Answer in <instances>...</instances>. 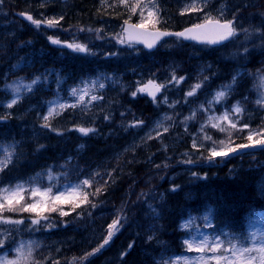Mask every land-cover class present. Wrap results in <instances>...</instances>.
I'll return each instance as SVG.
<instances>
[{"label": "rangeland", "instance_id": "1", "mask_svg": "<svg viewBox=\"0 0 264 264\" xmlns=\"http://www.w3.org/2000/svg\"><path fill=\"white\" fill-rule=\"evenodd\" d=\"M6 1H15V0H6ZM48 1V2H47ZM92 4L96 3L97 7H103L105 5L114 6L116 3H119V0H91ZM24 4H27L28 7L33 8L36 11H32L33 15L37 17V19L41 22L40 28L42 33L47 35V39L51 36L58 35L60 33L56 29V26H65V24L70 23V21H66L65 16L66 12L73 11V2L68 0H23ZM135 0H128V4L131 5ZM147 0H145V3ZM169 4H167V3ZM191 0H157V6L160 10V17L162 20V24L170 23V15L175 13L177 16L183 17L189 23H193L200 19V16L203 11H207V7L211 4L212 10L214 12L209 11L213 14L214 17L223 18L226 15H229L232 11L231 6L233 4H229L226 2H217L216 0H197L199 11L185 12L184 15H181V11L185 8L186 3H190ZM4 4V3H2ZM5 5V4H4ZM151 7V5H149ZM121 8L127 14H130L128 11V7L122 5ZM8 13V14H7ZM137 14V23L140 21L139 9L135 13ZM147 13L145 12V15ZM32 15V17H33ZM132 15V14H130ZM62 17V19H61ZM54 19L58 20V23L55 27H47L44 24L45 20ZM160 23V24H161ZM159 24V25H160ZM12 22L10 20V14L5 10V7L0 6V42H2L4 38V31L6 28L12 27ZM6 27V28H5ZM95 29H100L101 34H104L103 37L98 34L97 43H93L89 41L88 36L85 32H80L76 37V43L81 41L84 46H88V53L92 55L95 60H99L102 57L108 58L111 53H113V45L115 48L120 49L122 51L129 50L133 51V46L129 47L128 45L125 47L123 44L117 43V40H114V37L117 36L121 32L122 25L114 22L112 20H98L96 24H94ZM73 28L69 30L72 32ZM75 39V38H74ZM112 39V43L109 42ZM107 41V42H106ZM172 42L176 40H171ZM79 44V43H78ZM83 45V44H81ZM116 49V50H117ZM161 49L163 51L169 49V44L163 43L161 45ZM161 49H158L157 53L148 56L147 61H149L152 65L153 57L161 54ZM170 50V49H169ZM162 51V52H163ZM232 51H234L232 49ZM201 50H194L191 48H186L187 58L193 62L191 67L185 64L184 68L179 64H173L168 60V62L172 63L167 66V69L163 72H159L151 74L148 70L147 75L141 72H136L135 83H134V92H136L137 87L143 86L146 84L149 79H153L155 81L160 82L166 87L163 88V94H161L157 98L158 105H163V109L147 123L145 127L137 122L135 119H125L122 118V121L116 118H111L112 127L108 129L105 133L107 136H115L117 137L118 131L120 133L127 135V143L125 149H132V147L136 146H145L142 143H145L148 148L154 147V149L150 150V155H148V159H144L146 169L144 173L147 176H151L152 174L155 177L159 178L162 174L163 169L164 175L162 179L166 178L169 180L172 172H175L177 168H182L181 171L176 172L173 175V178L178 176L179 173H186V169L191 165L187 163L189 159H180L178 158L180 155H184V157H189L191 153H199L200 150L204 152V154L209 155V152L212 149L219 150L221 147H236V145H232L230 139L233 137H237L240 140V144L247 143V136L250 130L241 123L242 113L239 115L232 112L233 105L239 102L241 107L242 99L246 98V93L252 91L253 95L257 101L258 98L264 94V83H262V77H264V71H257L255 73V77L253 78L251 85H249L247 90L243 91V95L234 98L228 105L226 104V99H229V96L232 91L235 90L236 86L231 81L233 77H236V80L239 77H243L245 71L242 68L232 70L231 77L229 82L226 85H232L231 89L228 91L226 99L221 103H213L211 105L208 104L209 101H212L215 97V94L222 90L221 87L212 88L210 90L204 89L205 86H202V80H207L209 75L207 74L212 66L210 63L203 59L200 54ZM38 55V54H37ZM207 55V54H206ZM236 57V53L233 54ZM233 56V57H234ZM0 60L4 61V45H0ZM1 63V62H0ZM33 65V55L25 56L20 58L17 61L11 62L5 69L2 70V84L0 83V91L2 96H0V115L4 117L14 118L15 122L13 125L9 126L4 133L0 135V144L8 145L9 147L15 148V157L13 163L18 161L21 157L27 154L24 150L29 148V145L33 147L40 144L41 141L46 139L50 133H54L56 135L52 138V143L54 147L60 145L62 142L67 140V136L65 133H74L77 127H87L92 122L103 120L105 121V116L112 117L115 112L121 111L118 103L119 95L122 94L124 86L121 84L119 79V75L116 76L111 72H108L107 69L104 68H93V71L87 73L80 77H72L70 73L64 74L55 80L56 77L44 74L45 82L43 81V76H38V73L33 74L34 72L27 71V69L31 68ZM102 64H100L101 66ZM1 72V73H2ZM175 75L177 78L183 77L184 79L180 81L179 84H176L175 81L172 80V76ZM37 77L40 78V81L44 82L46 85H50L54 81V92L52 96H47L46 94H40L39 96H34L36 87L38 85L32 84V81ZM140 82V84H138ZM103 83L105 85L104 88H100L99 85ZM184 83H188V88L183 86ZM200 83L201 87L196 90V94L194 96H187V92L192 90V86ZM27 85L32 86V90L28 91L25 87ZM191 85V86H190ZM225 86V85H224ZM20 87L18 102L13 105L12 108H8L6 105L13 98L12 89ZM47 87V86H46ZM46 87L43 86L41 88V92L45 93L47 91ZM49 87V86H48ZM73 87L77 88H85L88 89V95L85 96V104L78 105L75 109L67 108L65 110H59L61 114L53 118L50 123L52 126L57 129L61 134H57V131L49 130L48 128H42L41 124L44 122L42 117L47 114L49 102H60V103H76V99L69 95L71 89ZM53 88V87H52ZM183 88V90H182ZM52 90V89H51ZM182 91V93L180 92ZM138 94V93H137ZM96 95L100 97L97 101H91V96ZM164 96H167V103H163ZM36 97V98H33ZM175 105L174 107H170L169 105ZM259 110L264 111V107H261L256 103L255 105ZM228 113L229 120L220 119L224 113ZM170 117V119H168ZM120 118V117H118ZM231 122H237V129L243 128L245 133H241L242 131L234 130L230 127ZM137 125V126H132ZM248 129V130H247ZM49 131V132H48ZM79 136H82L80 132H78ZM85 136V135H83ZM243 139H246L244 141ZM220 141H225L224 145L220 144ZM188 144L187 151L179 150L183 144ZM155 144V145H154ZM189 147L191 150H189ZM84 148L83 144L78 145L76 147L77 151H82ZM185 148V147H184ZM200 149V150H198ZM249 149L248 147L245 148ZM194 151V152H193ZM55 157L59 158V154L54 148ZM113 152V151H112ZM123 152V151H122ZM120 152V153H122ZM238 152H242L241 149ZM161 153V154H160ZM230 154V153H229ZM3 155V152L0 151V156ZM119 155V154H118ZM118 155L113 152V157L108 160H115ZM175 156L177 161H173L172 157ZM182 157V156H181ZM66 161H70L69 158H63L59 160L58 164H63ZM173 162L182 163L178 167L173 165ZM131 162V161H130ZM109 162L99 164L95 169H92L90 172L85 173L81 177H77L76 180L64 181L67 177V173H64L59 170V168H53L52 165H47L43 170L37 171L33 174L19 177L13 179L10 183L3 184L1 187L6 186H15L17 183H22L26 188L38 187L40 190H44L49 186H52L51 195H59L60 191H63L69 185L80 184L83 181V178L93 175L98 177V180L103 178H108V176L113 177V173L110 171L107 172L104 167L108 166ZM125 163L122 166H118L116 164H111L110 169L116 170L117 173H121V170L124 169ZM12 165V164H11ZM201 165V164H199ZM107 167V168H109ZM117 167V168H116ZM116 168V169H115ZM99 169L102 171H99ZM49 170L51 171V179H49ZM39 174V176H37ZM170 174V175H169ZM145 175V176H146ZM169 175V177H168ZM83 177V178H82ZM256 188L258 194L264 198V185L262 181L255 180ZM191 185V184H187ZM192 186V185H191ZM158 191L156 190V193ZM30 196V193H28ZM153 199H147L143 202L141 198L137 199V203L134 205L135 208H139L143 205V208L139 214V218L137 219L136 226L138 230L142 229L144 235L148 234V239L154 241L155 244L161 245L162 251L159 257H157V261H161V264H183V257H195L199 255V253L195 251L189 252L185 245V239H191L192 237H196V242L198 243L200 238L208 237L209 241L212 242L213 238L215 240H219L221 242L222 248L229 249L227 252H224L223 255L228 260H222L221 264H238V257H240V249L242 246H246L253 251L249 253H244L243 258L255 257L254 264H260V257L264 255V253H260L258 250L261 247H264V218L261 214H257L250 220L249 229L246 236L233 235V234H225L218 235L210 231L212 226V217L211 212L209 210L201 212L199 215L191 216L184 222H181L179 225L180 230L186 233L185 238L183 239L181 245L182 248L187 251L184 255H174L168 256L171 254L167 253L166 245H169L168 242H165L162 239V231H163V223L162 219L164 217L163 209L166 208V205L163 206L164 194L158 193L151 196ZM39 200L40 197L37 196L35 198ZM33 200L29 199L28 203H32ZM51 203V202H48ZM129 206L132 207V204ZM41 209H38L40 211ZM142 217V220H140ZM100 216L98 217V219ZM207 218V219H205ZM113 219L114 215H113ZM191 221V223H189ZM93 220L89 219L86 222H83L85 234H83L85 243L94 242L93 240L99 239L100 233L103 232L100 225L96 229L92 227ZM111 223V222H110ZM182 224H189L188 227L182 228ZM17 226L14 225H0V229H11L10 239L6 241L4 247H7V250L4 251V247L0 248V253L7 252L8 255L6 259L12 260L15 259L16 253L14 249L18 247L20 244L27 246L32 244L34 248V241L31 239L25 231L22 229L21 231H15ZM20 228V227H19ZM21 229V228H20ZM3 236H0V239H3ZM231 241V245H236L237 251L234 254L231 251V245L228 243ZM147 243V239L145 240ZM9 245V247H8ZM61 247V246H60ZM3 249V250H1ZM59 247L56 249L58 251ZM11 251V253H10ZM33 251V253H34ZM163 255H167L168 257H164ZM163 256V257H162Z\"/></svg>", "mask_w": 264, "mask_h": 264}, {"label": "trees", "instance_id": "2", "mask_svg": "<svg viewBox=\"0 0 264 264\" xmlns=\"http://www.w3.org/2000/svg\"><path fill=\"white\" fill-rule=\"evenodd\" d=\"M68 1L73 2V8L71 9L81 15V20L78 22L67 23L70 25V28L74 29L71 33L74 34L75 37L79 35L81 29H84L82 32H85L89 41L93 43L98 42L97 37L98 34H100H96L97 29L94 28V24H96L98 20L104 19L122 23L125 19L129 18V15L125 11H117L108 4L103 7H97L96 3L92 4L91 0ZM4 7L10 14V20L13 26L11 29L5 27L4 41L0 42V45H4V63L2 62L0 67L3 64L5 67L9 59H14L15 61L28 53H34L35 56L38 54V60L35 61L34 68L27 69V71L38 73V75L43 76L44 82V74H51L53 77L60 74L63 75L64 73H58L56 69H60L68 62H73V64H75L76 70L72 72L74 76L85 75L93 71V60L91 56L86 57L89 61L87 69L80 68L79 66L81 64L78 63V56L72 55V52L64 55L55 53L45 42V39L39 36L37 28L32 29L30 27L31 22H26L14 14L18 13V15H23L24 12H26V14L32 16L33 8L28 7L27 4H21L20 0L5 2ZM171 16H173V18ZM176 16L175 13L170 15L171 19L169 25L182 27V24L185 23V19L182 18L180 21L181 24H178V18ZM130 20H135V16H131ZM89 29H91V31H89ZM100 35L105 39L102 34ZM66 36L67 35H62V39H65ZM69 38L68 36V39ZM111 41L112 39L109 42ZM113 57L114 58L102 60V65L111 61L119 65L120 60L123 59L129 62L131 67L132 63L134 66L141 64L143 70H151L146 69L149 64L143 58V54L132 56L129 54V51H126V54L122 53L120 56H116L115 53ZM141 58L145 60V63ZM239 65L243 64L239 63ZM1 72L2 69H0V83L2 76ZM51 86L52 83H50V87ZM40 90L41 88L39 87L36 90V94L39 95ZM49 94H51L50 89L47 90V95ZM123 94H125V92ZM117 101L121 111H118L116 114L120 116L121 119L125 118L130 120L133 118L140 124L148 122L146 111L153 105L145 103L144 97L136 95L132 99L130 97L121 96ZM139 104H145L147 107H144L143 110H146L140 114L133 113L136 110V106ZM115 116L116 115H113L110 119L115 118ZM2 117L4 116L0 115V135L9 129V126L13 125L15 122L14 119H4ZM255 118L256 117H254L251 122V126L258 127L259 125L255 121ZM110 119L96 121L87 126L94 128L96 131L92 133V136H89V133L88 137L85 139L77 137L74 133H69L66 135V141L54 147L52 138L56 135L50 133V135L37 146L33 147L29 145V148L24 150L27 152L25 157L21 158L1 173L0 182L9 180L12 177L31 174L44 168L47 164H55V162L60 159L54 156V148L57 149L61 147L63 148V152H67V149L70 151L72 146L84 141L85 149L83 152L85 153L91 150L94 148L95 144L101 142L104 131L113 128ZM262 127H264V125ZM121 136L127 137L126 134L118 131L117 137L109 136L107 139L113 141L112 138L115 140ZM254 152L255 154L250 157L243 155H228L223 158L216 157L211 162L207 159L208 155H203L201 158L205 159H196L198 166L195 170L181 176L186 181L185 185L173 182L169 188H167L165 184L166 178L163 180L162 177L157 178L154 174L147 176L146 173H144L146 170L144 166H133L131 169H122L121 173H117L116 170L114 171L108 168V170L114 174L113 177L109 176L108 178H103L99 183L94 182L89 185L88 188L84 189V192L88 193L87 203H81L80 207L76 208L75 211L72 210L69 215L64 217L58 215L57 212L46 213L45 211L43 213L44 216L49 217V221L53 222V227L51 232L41 229L38 236L44 238V242H46L50 248L58 242L63 246L62 250L65 253L64 257L62 256L57 259L55 257L57 252L53 248L50 251V255H53V257H48V254L41 252L38 259L39 264H67V260L71 258H74L76 261L69 264H80L81 261H87V259H89L88 264H95L104 256H107V260L114 256L118 264H142V262H144V264H152L153 254H151V249L141 252L135 240V234L139 231L136 222L143 207L140 206L139 208H135L134 205L137 203L138 198L142 200L150 192L155 190L158 192L164 191L166 193V201L164 202L166 208H163V237L164 240L169 243V246L166 245V249L168 250H176V248H178V234L176 233L178 222L190 214L201 212L208 206H211L214 210V220L219 230L244 233L247 223L252 216L256 213L264 214V199L260 197L255 187V179L257 174H259L256 165L259 161H262V155L264 153L262 150L258 149ZM67 156L68 155L65 154L63 157ZM197 157L199 156L193 154L191 158ZM172 163L176 166V163ZM67 165L73 173L91 169L81 162L80 157H75L73 160L71 159L70 164ZM160 169L164 175L163 169ZM193 172L197 173V177L192 176ZM198 177H204V179ZM188 183L192 186H187ZM96 188H100L101 192L97 193ZM173 189L176 190L173 191ZM114 194H116L115 198L113 197ZM92 204H96L97 206L93 208ZM130 204H132V207L129 206ZM67 209L70 208L67 207ZM98 209L104 211L106 215H116V211L118 210L121 214V218H126L121 219V230L111 239L109 244L103 248L99 247L100 239L90 246H86L83 234L76 229V224L74 223L76 219H73L75 212H79V214L83 215L86 212H95ZM4 214H6V216L10 215L13 219H23L25 221L32 216L30 212H4ZM105 221L106 216L104 217V222ZM97 249H99V251H96ZM113 249L116 251H113Z\"/></svg>", "mask_w": 264, "mask_h": 264}, {"label": "snow or ice", "instance_id": "3", "mask_svg": "<svg viewBox=\"0 0 264 264\" xmlns=\"http://www.w3.org/2000/svg\"><path fill=\"white\" fill-rule=\"evenodd\" d=\"M119 3L121 5H125L128 7V11L130 14H135L137 10L139 9V15H140V21L138 23H130L131 15H129L128 19L124 20V24L122 25V32L117 34V36L114 37V39L117 40V43L119 44H127L129 47H132L133 43H143L145 47L151 49L156 46V44L162 40L164 37H170L175 36L178 40L184 39V40H192L197 43H203V44H219L223 41H227L230 38H233L236 36V28L233 24L232 20H222L221 18L213 17L210 14H205L203 17V21L201 23L193 24L192 27H187L183 31H167V30H160L157 28V25H159L162 20L160 17V10L157 6V0H147L145 3V0H135L134 3L131 5L128 4V0H119ZM151 5V7H149ZM197 0H191L190 3H186L185 8L181 11V15H184L185 12H192V11H199ZM145 12L147 13L145 15ZM26 19L29 20L32 24L36 25L37 28L40 26V21L33 19L32 16H26ZM62 19V17H61ZM58 23V20L54 19H48L44 21V24L47 27H55ZM84 29H81L83 31ZM91 31V29H89ZM97 32L101 31L100 29L96 30ZM247 31V30H245ZM99 38V37H97ZM49 40L54 45H61L63 47H67L71 49L74 52H81V53H87L89 50L86 46L78 44V43H66L61 44V41L59 39H53L51 36L49 37ZM245 51L247 52L248 49L245 48ZM114 55V53H113ZM183 77L177 78L175 75L172 76V80L176 82V84H179L181 80H183ZM262 83H264V77L261 78ZM40 78L37 77L35 80L32 81V84L35 85L39 83ZM233 84L236 83V77H233ZM140 84V82H138ZM28 91L32 90L31 85L25 86ZM100 88H104L105 85L101 83L99 85ZM166 87V85L163 84H157L155 80L149 79L146 84H143V86L137 87L136 92H133L132 95L135 97L137 93H147L149 96L152 97L153 103H157L156 100V93L161 91V88ZM201 87L200 83H197L193 86L192 90L187 92V96H194L196 94V90ZM232 85H225L222 86V90L218 91L215 94V97L212 101H209L208 104L211 105L213 103H221L223 100L226 99V96L228 94V91L231 89ZM20 87H16L12 89L13 98L9 103H7L8 108H12L13 105H15L19 97ZM70 96L74 97L76 99V103L68 104V103H60V102H49L48 112L46 115L42 117L43 123L41 124L42 128H48L52 131H57V134H61L57 129H55L50 121L55 118L56 116H59L61 114L59 110H65L67 108H73L75 109L78 105H84L85 104V96L88 95V89L85 88H77L73 87L69 93ZM100 99V97L96 95L91 96V101H97ZM163 103H167V96H164V99L162 101ZM256 103L260 105L261 107H264V94L261 95L260 98L257 99ZM170 107H174L175 105H169ZM244 111L242 107H240L239 102L237 104L233 105L232 112L236 114H240ZM4 119H7L8 117H2ZM105 119H110L109 116H105ZM170 119V117H168ZM220 119L229 120L228 113H224L223 116L220 117ZM142 123V122H141ZM137 126V125H132ZM230 127L234 130L243 131L244 129H237V122H231L230 121ZM247 127V124L244 126ZM75 131L80 132L82 135L87 136L89 133H93L96 130L94 128L90 127H77ZM257 135H264V133L258 134L255 132L250 131L248 136L246 137L247 140L253 141L254 137ZM221 145L225 144V141H220ZM256 145H259L261 148H264V139L256 140ZM249 147V145L240 144L236 147H228L224 148L221 147L219 150L212 149L209 152V155L207 159L211 162L214 158L220 157L223 158L229 153L237 152L239 149H244ZM0 151L3 152V155L0 156V172H3L9 165L13 164V160L15 157V148L9 147L8 145L0 144ZM193 161L189 160L187 163H192ZM39 176V174H37ZM193 177H197V173H192ZM51 171L49 170V179H51ZM200 179H204V177H198ZM91 183L90 179L83 180L80 184L76 185H69L67 186L63 191H60L59 195H51L52 193V186L47 187L44 190H40L38 187H31L26 188L24 184L17 183L14 187L13 186H6V187H0V225H16L17 228L15 231H21L22 229L19 228L20 225L24 224L23 219H12L3 216L2 214L4 212H36L37 218L31 220L32 226H37L40 224V220H48L49 217L41 215L38 209H45L48 208V202L54 203V204H62V203H71L72 204V210L75 211L76 208L80 207L81 203H87L88 202V193L83 191V187L89 186ZM176 189H173L175 191ZM30 193L29 199H32V203H24L21 202L25 200V193ZM96 192L100 193L101 189L96 188ZM39 196L40 199L36 200L35 198ZM97 205L92 204V207L95 208ZM50 211H57L56 207H51L49 209ZM59 215L61 217L69 215L67 211H64L63 209L59 210ZM121 219L126 218H120L118 217L117 220H114L111 225H109V232L107 238L104 239V244L101 245V248L104 247V245H107L109 241L112 239V237L115 235V233L119 230V225ZM207 219V218H205ZM191 223V221L189 222ZM189 224H182V228L188 227ZM43 227V226H41ZM53 227L52 223H49L47 225L48 229H51ZM29 230H37L35 228L29 229ZM11 229H0V236H3V239H0V248L4 247L7 240L10 239V232ZM197 238L192 237L191 239H185V245L189 252L195 251L199 253V255L195 257H183V264H221L222 260H228L229 258L225 257L223 255L224 252H227L229 249L222 248L221 242L219 240H215L213 238V241L210 242L208 237H202L200 238L199 242H196ZM231 245V241L228 242ZM131 247V246H130ZM16 253L15 259L8 260L6 259L8 253H0V264H36V261L33 258V246L32 244H29L27 246V249H25V246L23 244H20L18 247L14 249ZM96 251H99L97 249ZM231 251L235 254L237 251L236 245H231ZM253 251V249H250L246 246H242L240 249V257H238V264H254L255 257H248L243 258L244 253H249ZM260 253H264V247H261L258 250ZM91 255V254H90ZM260 264H264V255H261L260 257Z\"/></svg>", "mask_w": 264, "mask_h": 264}, {"label": "bare ground", "instance_id": "4", "mask_svg": "<svg viewBox=\"0 0 264 264\" xmlns=\"http://www.w3.org/2000/svg\"><path fill=\"white\" fill-rule=\"evenodd\" d=\"M216 1L217 2L221 1L223 3L226 2L231 5L233 4V7L231 6L232 9L231 13L229 15L224 16L223 19L233 21L237 34L235 37L224 42L228 47L231 48L230 50L214 52L206 56V60L212 66L211 69L214 70L216 75H219L222 72L224 77L225 75L226 76H228L229 74L231 75L230 72L232 70L239 69V67L241 66L239 65V63L243 64L242 65L244 67L243 69H257L258 71H264V0H216ZM207 8L208 9H205L207 11L202 12L199 20L194 21L193 23L191 22V24H189L188 26L181 28V27H174L173 25H169L165 30L183 31L187 27H192L193 24L201 23L203 21V17L205 16V14H210L213 16V14L209 12L212 10L211 4ZM212 12L214 11L212 10ZM219 17L221 18L222 16ZM65 18H66L65 20L66 21L69 20L70 23H76L79 20H81V15L74 11H69L66 12ZM33 19L38 20L35 14L33 15ZM180 21L181 19L179 18L178 24H181ZM30 27L32 29L37 28L36 25L32 23L30 24ZM171 40H176V42L175 41L172 42ZM189 41L191 40H184V39L178 40L175 36H170L169 38L167 37L165 43L167 42L169 44L170 50L169 49L165 51L162 50L163 52L161 51L160 55L153 57L152 60L155 66L150 69H158L159 72L162 71L163 74V72L167 69V66L172 63L179 64L181 65L182 68H184L185 64L187 63V65L190 68L193 62H191L187 58V55L185 53ZM139 46H141V44H139ZM134 47L137 50L142 49L136 46ZM36 48L39 49L38 47ZM245 48L248 49L247 52L245 51ZM232 49L234 51H232ZM234 52L237 54L236 57L233 55ZM151 55L152 54L147 51L143 52V58L146 61L148 56ZM77 56H78V63L81 64L79 67L82 69H87L89 65V61L86 59V57L91 56L93 60L92 69L93 68L99 69L101 67H104L114 75L116 76L119 75V79L121 80L124 86L123 92L122 94L119 95V97L122 96V97H130L132 99L134 98L132 95H130L134 91V86H135L134 83L137 75V73L134 72H139L143 69L141 64L134 66V64L132 63V67H131L129 62L121 59L119 65L116 62L111 61L105 65L100 66V64H102L103 62L102 60L110 59L113 57H108V58L102 57L99 60L97 59L94 61L93 59L94 57L90 55L88 52L87 53L79 52L76 55V57ZM143 58H141V60L145 63V60ZM168 60H170V62L172 63L168 62ZM75 68L76 67L75 64H73V62H68L63 67L56 70L58 71V73H64V74L70 73V75L74 77L72 72L76 70ZM249 73L252 72L249 71ZM247 77H248L247 75H244L243 77L242 76L239 77L236 80L234 86H236L239 89L247 90L249 83ZM208 79L211 82V84L214 86H216L218 84L217 82H219V79L217 77H215V79L214 78L211 79L210 77H208ZM231 81H233V79ZM43 86L46 87L45 85L39 84L40 88H43ZM49 89L51 90L52 88L49 87L47 90ZM124 92L125 94H123ZM45 94L47 95V91L45 92ZM241 95H243V93L239 94V96ZM246 99L249 101L250 107L255 108L256 99L251 92L246 93ZM145 101L153 102V100H150V98L146 99ZM144 107L147 106L145 104L137 105L135 108L136 110L133 113L140 114L144 112L146 110V109L143 110ZM158 112H159L158 105L154 103V105L151 106V108L146 111L147 120L151 119ZM116 113L117 112L113 114L116 115L114 119L116 120L117 118L120 121H122L121 117L118 116ZM255 121L261 127L264 125L263 116H257L255 118ZM106 131L107 130L104 131V134L101 137V142L95 144L94 148H92L91 150L85 153L82 152L80 154L76 150L75 146H72L70 151L67 149V152H63V148L61 147L57 148L56 151L60 155L59 157H63L65 154H67L68 157H77V158L80 157L81 162L84 165L89 166L91 169H95L99 164L107 163V162H109L108 164L110 165L116 164L118 166H122L125 163H127L124 169H131L133 166H140V167L145 166L144 163L145 161L143 160L146 159L148 155H150L151 152L150 150L154 149V147L148 148L147 145H145V143H142L145 146V148L143 146H136V147H132V149H125L126 148L125 143H127L126 141L127 137L121 136L118 139L114 140V138H112L113 141H109V139H107V134L105 133ZM186 146L188 147L187 143L185 144V149L187 148ZM112 151L115 152L117 155L118 154L119 155L118 157L115 158V160L108 161L113 157ZM256 166L258 168L259 174H257L255 180L257 181L260 179L264 185V154L262 155V161H259ZM178 171H181V168H177L175 172H173L172 174L174 175ZM172 174L169 177V180L167 179L168 182L166 181L165 183L167 185V188H169V186L173 182H176V184H181V185L186 184L184 178L181 177L185 175V173H179L178 176L174 178ZM160 177H163V174H161ZM162 193L166 195L164 191H162ZM113 197L115 198L116 194H114ZM153 200L155 201V199ZM148 234L144 235L142 229H140L135 234V240L138 244V248L141 250V252H145L147 249H151L152 254L158 252L161 253L162 251L161 245L155 244L154 241L148 239L149 237ZM161 237L164 240L163 234ZM146 239L148 241L147 243L145 242ZM113 251L116 250L113 249ZM106 260H107V256H104L95 264H118L114 256L113 258H109L107 261ZM142 264H144V262H142Z\"/></svg>", "mask_w": 264, "mask_h": 264}, {"label": "water", "instance_id": "5", "mask_svg": "<svg viewBox=\"0 0 264 264\" xmlns=\"http://www.w3.org/2000/svg\"><path fill=\"white\" fill-rule=\"evenodd\" d=\"M164 38H166V37H164ZM192 41V40H191ZM223 42H225V41H223ZM223 42H221V43H223ZM137 44H141V45H144L143 43H137ZM220 44V43H219ZM211 45H217V44H211ZM145 46V45H144ZM147 48V47H146ZM154 48V47H153ZM153 48H151V49H153ZM147 49H149V48H147Z\"/></svg>", "mask_w": 264, "mask_h": 264}]
</instances>
